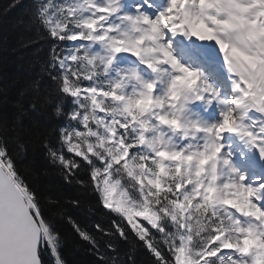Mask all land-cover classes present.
<instances>
[{
	"label": "snow or ice",
	"instance_id": "obj_1",
	"mask_svg": "<svg viewBox=\"0 0 264 264\" xmlns=\"http://www.w3.org/2000/svg\"><path fill=\"white\" fill-rule=\"evenodd\" d=\"M0 264H264V0L0 3Z\"/></svg>",
	"mask_w": 264,
	"mask_h": 264
},
{
	"label": "trees",
	"instance_id": "obj_2",
	"mask_svg": "<svg viewBox=\"0 0 264 264\" xmlns=\"http://www.w3.org/2000/svg\"><path fill=\"white\" fill-rule=\"evenodd\" d=\"M4 2V0H0V3H3Z\"/></svg>",
	"mask_w": 264,
	"mask_h": 264
}]
</instances>
